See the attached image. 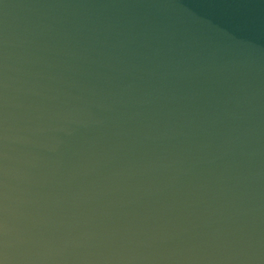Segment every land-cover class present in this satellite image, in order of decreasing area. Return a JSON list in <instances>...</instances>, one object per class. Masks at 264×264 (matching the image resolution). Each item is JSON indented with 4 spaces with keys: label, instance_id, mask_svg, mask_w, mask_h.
I'll return each instance as SVG.
<instances>
[{
    "label": "water",
    "instance_id": "95a60500",
    "mask_svg": "<svg viewBox=\"0 0 264 264\" xmlns=\"http://www.w3.org/2000/svg\"><path fill=\"white\" fill-rule=\"evenodd\" d=\"M0 264H264V0H0Z\"/></svg>",
    "mask_w": 264,
    "mask_h": 264
}]
</instances>
